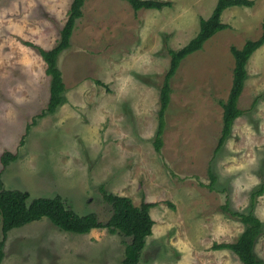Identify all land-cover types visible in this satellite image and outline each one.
<instances>
[{"label":"rangeland","instance_id":"1","mask_svg":"<svg viewBox=\"0 0 264 264\" xmlns=\"http://www.w3.org/2000/svg\"><path fill=\"white\" fill-rule=\"evenodd\" d=\"M160 1L172 7L135 12L121 0H85L70 46L57 59L64 101L36 119L50 79L26 43L53 48L72 0L0 1V157L18 156L4 169L0 163L3 187L27 192L30 201L60 196L76 214L93 213L102 223L111 209L101 186L135 206L155 204L139 264H242L230 250L213 248L235 242L244 230L223 211L227 205L262 223L254 254L264 264V196L251 202L264 185V45L246 65L238 101L243 114L214 154L222 124L218 101L232 81L230 47L260 37L264 0L226 9L227 28L181 62L158 153L153 141L168 50L185 46L218 3ZM129 242L101 229L64 233L43 219L8 234L2 264H121Z\"/></svg>","mask_w":264,"mask_h":264},{"label":"trees","instance_id":"2","mask_svg":"<svg viewBox=\"0 0 264 264\" xmlns=\"http://www.w3.org/2000/svg\"><path fill=\"white\" fill-rule=\"evenodd\" d=\"M1 1V0H0ZM126 2L133 11L156 10L171 8L170 1L160 0H121ZM85 0H72L67 14V19L60 30V37L56 45L45 50L31 43H26L38 51L45 65V74L50 79L49 97L44 109L35 118H44L53 114L64 101L65 86L62 73L57 66L58 56L70 46V39L74 31L76 21L82 17V7ZM252 0H218L210 16L207 19H200L197 34L182 48L168 50L169 66L159 89V110L157 113V129L153 146L156 152H160L163 142V135L166 127V112L171 101V81L174 78L181 62L188 56L200 51L204 44L216 33L227 28L222 23L223 12L232 7L250 8ZM264 45V23L262 33L256 40H247L241 48L230 47V53L234 60L232 70V81L229 93L225 100L218 101L222 109L221 130L214 149L217 154L230 137L234 121L239 118L243 111L238 107V101L244 88L247 77L246 65L255 51ZM28 131V130H27ZM23 145V141H20ZM17 153L5 152L0 157L2 169L11 162L16 161ZM209 188L215 182V177L209 172ZM100 193L105 203L110 206L111 212L108 220L99 222L93 213L86 215L76 214L69 205H65L60 196L52 198L39 197L29 200V194L20 190H7L3 187L0 178V264L4 259V245L8 234L15 229H21L43 219L48 220L55 228L64 233L86 235L92 230L101 229L107 233L121 234L130 239L125 244L124 258L121 264H139L141 252L145 246V240L152 234L154 222L150 217V209L155 206L153 203L141 202L135 206L127 197L114 195L108 192L104 186L100 187ZM264 196V185H261L252 195V205L256 198ZM223 211L239 220L244 230L233 243L216 245L213 248L230 250L242 264H261L254 254V247L258 237L261 235L262 223L258 218L249 214L234 213L227 205L222 207Z\"/></svg>","mask_w":264,"mask_h":264}]
</instances>
